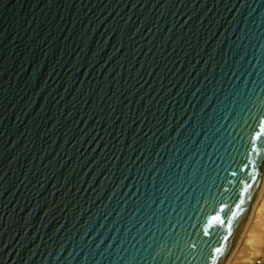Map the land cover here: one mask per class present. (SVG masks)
<instances>
[{"label":"water","instance_id":"1","mask_svg":"<svg viewBox=\"0 0 264 264\" xmlns=\"http://www.w3.org/2000/svg\"><path fill=\"white\" fill-rule=\"evenodd\" d=\"M262 181L264 0H0V264H224Z\"/></svg>","mask_w":264,"mask_h":264},{"label":"rangeland","instance_id":"2","mask_svg":"<svg viewBox=\"0 0 264 264\" xmlns=\"http://www.w3.org/2000/svg\"><path fill=\"white\" fill-rule=\"evenodd\" d=\"M261 205H264V181H262L261 189L252 204L249 216L224 264H257V259L264 258V254H262L264 253V207L260 211L255 210Z\"/></svg>","mask_w":264,"mask_h":264},{"label":"snow or ice","instance_id":"3","mask_svg":"<svg viewBox=\"0 0 264 264\" xmlns=\"http://www.w3.org/2000/svg\"><path fill=\"white\" fill-rule=\"evenodd\" d=\"M233 175H235V173H233ZM238 199H239V197H238ZM241 202H242V201H241ZM233 215H234V214H233ZM225 223H227V224H228V227H229V228H231V227H232V224H231V222H230V221H225ZM224 239H225V240H229V239H230V237H229L228 235H225V236H224ZM216 251H217V252H219V251H220V249H219V248H217V249H216Z\"/></svg>","mask_w":264,"mask_h":264},{"label":"bare ground","instance_id":"4","mask_svg":"<svg viewBox=\"0 0 264 264\" xmlns=\"http://www.w3.org/2000/svg\"><path fill=\"white\" fill-rule=\"evenodd\" d=\"M261 189V188H260ZM260 191V190H259ZM258 194H259V192H258ZM258 194H257V196H258ZM257 198V197H256ZM256 200V199H255ZM258 200V199H257ZM255 206H256V204H255ZM262 207H264V205H261V206H259L257 209H255L256 211H260L261 209H262ZM254 208V207H253ZM249 216V215H248ZM248 218V217H247ZM247 220V219H246ZM246 222V221H245ZM229 259V258H228Z\"/></svg>","mask_w":264,"mask_h":264},{"label":"crops","instance_id":"5","mask_svg":"<svg viewBox=\"0 0 264 264\" xmlns=\"http://www.w3.org/2000/svg\"><path fill=\"white\" fill-rule=\"evenodd\" d=\"M262 254H264V253H262ZM260 260V263L259 264H262V263H264V258H262V259H259Z\"/></svg>","mask_w":264,"mask_h":264},{"label":"built area","instance_id":"6","mask_svg":"<svg viewBox=\"0 0 264 264\" xmlns=\"http://www.w3.org/2000/svg\"><path fill=\"white\" fill-rule=\"evenodd\" d=\"M256 263H257V264H259V263H260V260H259V259H257V260H256Z\"/></svg>","mask_w":264,"mask_h":264}]
</instances>
